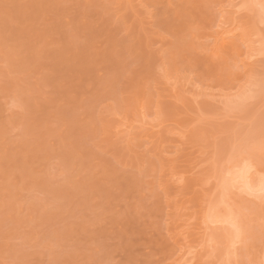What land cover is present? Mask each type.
Returning a JSON list of instances; mask_svg holds the SVG:
<instances>
[{"label": "rangeland", "instance_id": "1", "mask_svg": "<svg viewBox=\"0 0 264 264\" xmlns=\"http://www.w3.org/2000/svg\"><path fill=\"white\" fill-rule=\"evenodd\" d=\"M258 1L0 0V264H264Z\"/></svg>", "mask_w": 264, "mask_h": 264}, {"label": "bare ground", "instance_id": "2", "mask_svg": "<svg viewBox=\"0 0 264 264\" xmlns=\"http://www.w3.org/2000/svg\"><path fill=\"white\" fill-rule=\"evenodd\" d=\"M250 1H252V2H249V0H248V4L251 3V5H252V4L254 5V1H257L258 3L260 2V1H258V0H250ZM258 3H257V4H258ZM246 4H247V2H246ZM260 4H261V2H260ZM260 4H259V5H260ZM253 5H252V6H253ZM261 5H263V4H261ZM261 5H260V6H261ZM256 6H257V5H256ZM229 32H231V30H230ZM223 38H224V37H223ZM245 165H246V163H245ZM249 167H250V166H249ZM246 168H247V167H246ZM244 169H245V168H244ZM251 171H252V170H251ZM251 171H248L247 169H245L244 172L242 171L243 173L240 172V174H239V176H240L239 179H240V180L242 179V181H245L244 183H247L248 185H246V186H249L250 189L253 188V186H252L253 181L257 182V181L254 179V177L250 176ZM237 175H238V174H237ZM249 177H250V178H249ZM251 177H252V178H251ZM233 179H234V178H233ZM253 179H254V180H253ZM255 182H254V183H255ZM261 182H262V181H261ZM255 184H256V183H255ZM255 184H254V186H255ZM257 184H258V183H257ZM262 184H263V183H262ZM262 184L259 185L260 187H259V189L257 188L258 190H261L262 188H264V185H262ZM261 185H262V186H261ZM214 205H215V204H214ZM214 205H213V206H214ZM218 205H219V203H218ZM219 206L222 207L221 204H220ZM215 207H216V205H215ZM215 207H213V208L215 209V211L212 210L213 208H211V210L214 211V212H213L214 216H213V214H212L211 217H215V216H216V218H217L218 215H219V212H220V211L218 210L219 212H217L216 210L218 209V207H217V208H215ZM219 208H220V207H219ZM220 209H222V208H220ZM209 210H210V209H209ZM211 210H210V211H211ZM212 211L209 212V213L211 214ZM223 211H224V210H222V212H220V214L223 215V217H224V214H222ZM226 211H227V210H226ZM226 211H224V213H225ZM216 212L218 213L217 215H215ZM229 212H230V211H229ZM229 212H226V213L229 214ZM210 214H209V215H210ZM230 214H233V213L231 212ZM219 216H220V215H219ZM226 216H228V217L230 218L231 215L229 216V215H226V214H225V217H226ZM220 217H222V216H220ZM229 218H228V219L223 218V220L226 219V221H227V220H229ZM213 219H214V218H213ZM219 219H220V218L218 217L217 220H219ZM230 219H232V218H230ZM214 220H216V219H214ZM214 220H213V222H215ZM232 220H233V219H232ZM217 222H219V221H217ZM222 222H223V221H222ZM224 222H225V220H224ZM227 222H228V221H227ZM234 222H236V221L234 220ZM221 224H222V223H221ZM225 224H226V223H225ZM225 224H224V225H225ZM230 224H231V222H230ZM231 225H232V228H234V226H235L236 224H235V225H234V224H231ZM233 225H234V226H233ZM226 226H227V225H226ZM226 226H225V227H226ZM238 226H239V225H238ZM238 226H236V227H238ZM222 227H223V226H222ZM227 227H228V226H227ZM230 227H231V226H230ZM239 228H240V227H239ZM234 229H235V228H234ZM231 231H232V230H231ZM231 231H230V232L228 231V232H229V233H232L233 231H232V232H231ZM235 231H237V230H235ZM225 234H226V233H225ZM228 235H231V234H228ZM234 235H235V233H234L232 236H234ZM236 235H237V234H236ZM232 236H231V237H232ZM227 237H228V236H227ZM232 238H233V237H232ZM232 238H231V239H232ZM226 240H227V239H226ZM230 242H231V241H230ZM233 243H234V242H233ZM234 244H235V243H234ZM229 245H230V244H229ZM236 247H237V246H236ZM233 249H234V248H233ZM234 250H236V248H235ZM231 252H232V250H231ZM228 253H229V252H228Z\"/></svg>", "mask_w": 264, "mask_h": 264}]
</instances>
